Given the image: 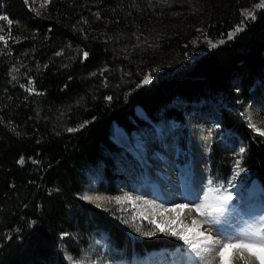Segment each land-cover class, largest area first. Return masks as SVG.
I'll use <instances>...</instances> for the list:
<instances>
[{
  "label": "trees",
  "instance_id": "1",
  "mask_svg": "<svg viewBox=\"0 0 264 264\" xmlns=\"http://www.w3.org/2000/svg\"><path fill=\"white\" fill-rule=\"evenodd\" d=\"M252 7L255 18L244 19ZM0 16L12 22L0 20V264H67L98 236L127 256L177 243L157 232L131 240L110 206L81 198L99 165L100 190L115 194L125 180L110 136L114 123L150 128L136 107L180 123L214 107L221 129L245 143L248 177L264 186V138L235 113L264 94V0H48L39 9L0 0ZM199 36L223 41L192 58ZM231 149L213 136V180L227 179Z\"/></svg>",
  "mask_w": 264,
  "mask_h": 264
},
{
  "label": "rangeland",
  "instance_id": "2",
  "mask_svg": "<svg viewBox=\"0 0 264 264\" xmlns=\"http://www.w3.org/2000/svg\"><path fill=\"white\" fill-rule=\"evenodd\" d=\"M31 2H32L34 9H39L45 3V0H31ZM255 9L256 7L245 8L244 10H242V13H246V14L251 13L253 15ZM222 41L223 40L221 39H216V38L209 39L204 36H199L195 38L192 41L193 51H192L191 57L196 58L197 56L207 52L211 48L220 44ZM235 84L236 83L234 82L233 92L234 94H237L238 90L236 89ZM234 99H235L234 104H237V102L239 101L238 100L239 98L235 97ZM175 105L177 107H180L179 103H175ZM202 108L203 109H201L200 111L195 110L192 112H184L183 114V117H184L183 124L184 125L181 123L177 124V120L160 118L157 121H152L155 124V126H153L154 128L153 127L139 128L128 134L132 136V134L134 133L149 131V133H152L153 135L160 137V132H158V128H157L159 123H163L165 125L176 123L177 133H176V137L174 140L175 144L173 145V150L176 154L175 156L176 160L179 162L180 165L185 166V165H190L193 162L194 155L192 153V136L197 135L198 133V129L196 128V126L198 122L205 121L204 123L210 122L212 125L211 127L212 129H210L211 130L210 136L213 137L217 134L218 139L222 142L223 146H229L228 148L231 149L233 147L232 141H233V138H235V135L232 132L221 129V126L219 123L220 117L214 107H210V105L209 106L205 105ZM227 109L231 110L229 106H227ZM137 113L140 114V112H137ZM235 113L237 114L238 118L242 122H244L247 126L249 124V117H250L251 123L255 124L257 128L264 130V94L259 97H256L250 102L243 104L241 107L235 108ZM170 120H173V121H170ZM117 127H115V129ZM115 129L112 131V137L110 138L113 140L114 144L117 147H120L122 149V147L119 146L114 140L113 136L115 134ZM250 130L253 136H259L260 138H264V136L260 135L258 132L254 131L252 128H250ZM185 132L187 133V143H188L187 145H189V151L187 150V147L185 150H183L179 146V141L182 139ZM235 139L237 140L236 142L237 144L235 145L233 149H231V151H232V155L236 157L235 159V162H236V160L238 159L241 161L242 154L239 153V149L241 147L245 148V145L242 141L238 140L237 138ZM129 153L130 152L124 151L122 149L119 154L120 159L117 160V163L115 165L116 166L115 170L118 173L122 174V176L126 179L125 182L122 180L118 182L117 187H116V190H117L116 194L111 195L109 192L101 191L99 189V187L97 186V183H98L99 177H102L103 169L98 167L96 169L94 168L93 170L89 171L86 177L87 185L82 195L84 196L85 194H87L89 196H92L93 199L91 201L84 200V199L83 200L104 211L110 206L111 209L114 210V214L111 213L109 215L110 218L116 221L120 225V227H122L125 230L129 238L132 240L140 241L143 239L146 233L152 234V236H154L155 232H157V235L160 233H167L171 237L177 239L179 242V246L175 247L171 251H169V249L162 248L166 252V255H165V259L161 262V264H194L193 259L190 258L188 255L190 250L178 236L172 235V232L168 230L162 231L150 221H146L145 219H143V217L140 216L139 212L136 210L137 207L136 205H134L133 201L129 202L126 197H123L124 193L130 194L132 198L135 197L137 194H139V191H140L139 186L144 185L143 178L146 174V168L137 160L135 156ZM186 156H187V161H185ZM208 162L209 160H207L205 164L206 175L208 173V177L206 176V178L203 180L205 191L197 194L194 191L188 190V192H190L189 195L192 198L190 200L189 206L191 207V209H194V210L195 208L193 207V205L197 203L205 202L204 200L205 195L208 196L207 203H214L215 197L218 195V193H216L215 191H212V192L208 191L209 188L214 189L218 185L217 183L215 184L210 183V182H213V180L211 176L209 175V165L207 164ZM235 162H234V165L232 164L229 168L228 181L231 180L233 177ZM240 165L243 171L240 172V175L236 177V179L234 180V186L229 189L233 197L236 195L239 187L242 186L243 181L247 182L246 190H248L249 186L250 188L253 187L252 183L250 184V182L246 181L247 179L246 169L241 163ZM250 188L249 190L251 191L252 188L251 189ZM262 188L264 192V187ZM114 197H122L121 203H117L114 199L111 200V202H109L108 198H114ZM170 202L174 203L175 201L170 199ZM241 202H238L236 199L233 200L230 203V205H232L230 212L227 213L225 216L221 217L220 222L217 223L215 226H212V225H207V226L214 233H217L218 231H224L227 234V232L236 228L237 225L240 224L241 219L254 218L255 216L250 215L247 210H244L247 207H250V205L242 202L244 204L243 205ZM178 205H179V202H178ZM202 210L207 211L208 209H202ZM196 213L198 214L199 217H201L204 220V217H202L198 212ZM103 238H104L103 236H100L96 238L97 240H93L90 247H88L84 251H81L80 253L77 254V257L75 260H72L66 257L65 259L66 263L67 264H83L82 257H87L90 260V264H101V260H103V264H142L140 260L143 258L144 255H142V257L139 258L140 254L134 251H132L131 254L128 256L119 254V252L112 249L108 241L106 239L103 240ZM162 240H166V239H159L160 242H162ZM156 242L158 241L156 240ZM138 261L139 263H137Z\"/></svg>",
  "mask_w": 264,
  "mask_h": 264
},
{
  "label": "bare ground",
  "instance_id": "3",
  "mask_svg": "<svg viewBox=\"0 0 264 264\" xmlns=\"http://www.w3.org/2000/svg\"><path fill=\"white\" fill-rule=\"evenodd\" d=\"M141 110L137 109L136 113L140 112L137 115L142 114ZM204 122H198L196 126L198 133L192 136L193 162L185 166L180 165L175 160L173 145L177 133L176 123L169 125L159 123L157 128L160 137L149 133V131L134 133L131 136L123 128L115 126L117 127L115 129L114 127L115 134L113 137L115 142L124 151L135 156L146 168V174L143 178L144 185L139 184V194L132 198L134 205L137 207L136 210L146 221H150L161 230L176 232L178 237L185 234L182 225L191 226L193 220H196L198 224H203V219L189 206L192 198L188 190L197 194L205 191L203 180L207 176L205 164L210 138V122ZM252 184L251 191L247 192L248 198H244L242 202L249 204L252 209L247 208L253 212L263 211V186L256 180ZM137 197L140 199L137 200ZM170 199L175 202L171 203ZM178 202L179 205H187V207L183 209L176 207ZM200 230L204 231L205 235L211 234L214 238H219L207 224H204ZM185 245L190 250L189 245ZM232 252L233 250L229 249L225 258L227 259L228 256L232 255ZM243 256L244 259L241 260L237 250L233 264H257V261L249 256L246 251ZM163 259L164 251L154 250L146 253L140 262L142 264H161ZM213 264H218V258Z\"/></svg>",
  "mask_w": 264,
  "mask_h": 264
},
{
  "label": "snow or ice",
  "instance_id": "4",
  "mask_svg": "<svg viewBox=\"0 0 264 264\" xmlns=\"http://www.w3.org/2000/svg\"><path fill=\"white\" fill-rule=\"evenodd\" d=\"M25 2L27 3V0H25ZM47 2L48 0H45V3ZM257 7H260V5H257ZM242 16H244L245 19L255 18L251 13H242ZM0 20H8V18L6 16H0ZM11 23L12 22L8 20V24L10 25ZM241 30L242 29L239 26L236 29V31ZM2 31L3 28L0 27V32ZM231 37L232 34L230 33L229 38ZM4 40V35H0V41ZM5 46H7V41H5ZM57 55H59V53H57ZM87 55L88 53L85 52L84 56L87 57ZM13 79H15V77H13ZM149 79L150 76L145 77L143 83H148ZM29 83H31V81H29ZM107 99H111V97H107ZM248 126L254 131L258 132L260 135L264 136V130L257 128L255 124L251 123L250 117ZM68 131L72 132L76 131V129L70 128ZM244 152L245 148L241 147L239 149V153L243 154ZM24 162L25 159L23 157H21L18 161V163L21 165L24 164ZM242 171L243 169L240 165V160L238 159L235 162L232 179L229 180L226 185L224 183H219L214 189L209 188V192L215 191L218 193V195L215 197V202L207 203L208 196L205 195V202L193 205L195 211L204 217L203 224H198L196 220H193L191 226L182 225L185 234L179 235V238L183 240L185 244L189 245L190 252L188 255L193 259L194 264H213L214 261H217V258L218 264H233L234 257L237 255V250L241 260L244 259L243 253L246 251L249 256H252L257 261V264H264V212L251 219H241L240 224L237 225L236 228L227 232V234L224 231H218L216 233V235L219 237L218 239L214 238V236L211 234L205 235L204 231L200 230L204 224L215 226L220 222L221 217L230 212L232 205H230L229 202L233 200V196L229 189L234 186V180L240 175V172ZM123 197H126L129 202H132V197L130 194L124 193ZM81 198L89 201L93 199L92 196L87 194ZM108 199L109 202H111L113 199L117 203H121L122 201V197ZM136 199L138 200L140 198L137 197ZM176 207L183 209L184 207H187V205H176ZM202 209L208 210L203 211ZM172 235H178V233L173 232ZM229 249H232L233 252L232 255L228 256L226 259L225 257ZM69 259L72 258L69 257ZM82 261L83 264H90V260L87 257H82ZM101 264H103V260H101Z\"/></svg>",
  "mask_w": 264,
  "mask_h": 264
},
{
  "label": "water",
  "instance_id": "5",
  "mask_svg": "<svg viewBox=\"0 0 264 264\" xmlns=\"http://www.w3.org/2000/svg\"><path fill=\"white\" fill-rule=\"evenodd\" d=\"M137 109H140V110H141V108H139V107H138ZM141 112H142V114H141L140 116L145 117V113H144V111L141 110Z\"/></svg>",
  "mask_w": 264,
  "mask_h": 264
}]
</instances>
